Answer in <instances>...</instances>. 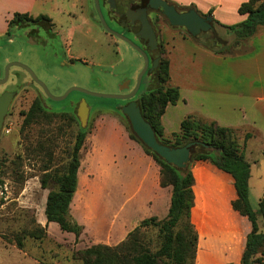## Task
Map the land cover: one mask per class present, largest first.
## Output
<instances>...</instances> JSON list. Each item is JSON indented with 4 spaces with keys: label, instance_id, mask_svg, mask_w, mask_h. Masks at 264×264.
<instances>
[{
    "label": "rangeland",
    "instance_id": "obj_1",
    "mask_svg": "<svg viewBox=\"0 0 264 264\" xmlns=\"http://www.w3.org/2000/svg\"><path fill=\"white\" fill-rule=\"evenodd\" d=\"M38 1L40 3L35 7L34 12L51 15L55 23L51 25L49 31L40 29L35 32L37 36L34 39L28 36V31L33 26L16 28L11 35H0V77L4 74L9 62L21 61L33 70L53 95L62 94L73 85L99 93H124L131 85L135 86L144 66L143 57L128 42L122 40L117 42L115 37L101 27L95 13L94 0ZM191 5L196 7L194 4ZM101 7L105 12L103 0H101ZM238 22L220 23L231 25ZM71 25L77 28L74 33L68 34ZM174 33L186 37L188 44L186 43L183 49L186 48L188 52L192 49L197 52L202 46L205 47L201 41L218 49L228 45L225 48L228 52L243 51L248 47L247 42L235 44L236 34L220 24H214L213 30L203 31L193 36L184 27H170L166 23L161 36V50L163 49L165 54L168 49L166 44L172 41L170 43L172 46L178 39L176 37L174 40L172 37ZM215 37L218 39L217 42ZM169 38L173 39L168 41ZM183 43L185 42L182 41L181 44ZM175 47L173 53L176 54V50L182 52L179 46ZM161 50L156 53H160ZM67 51L74 57H68ZM217 54L221 53L217 52ZM170 84L176 85L177 80ZM155 86L156 81L146 75L139 91ZM8 89H14L15 95L5 115L0 133V158L8 160L4 167L3 182L0 183V264H34L38 260L48 264H82L81 259L75 255V250L78 245L82 247L90 244V241L82 239L80 243L79 238L76 240L68 236L62 237L61 232H66L62 231L58 223L54 221L50 222V225L46 223L47 235L42 236L39 230H36L40 228L38 224L42 215L45 219L44 202L48 192L41 186L40 175L46 166L60 168L64 164V156L68 148L73 145L75 134L79 129L78 122L69 124L51 115L53 112L72 111L77 116L78 107L76 104L72 107V103L80 102L84 97L89 107H93L85 126L92 128L97 109L100 111L107 108H118L125 103V99L96 96L79 90H72L64 99L48 98L43 88L33 80L29 72L16 65L10 67L7 82L0 83V94ZM202 94H205L203 89ZM196 95H199L198 92ZM35 99L41 100L46 107L47 116L25 125L23 123L24 112L29 109ZM195 106L197 104L192 100L188 105L180 101L178 107H173L175 121L171 127L167 126L168 129H179L181 118L190 113H199L190 112ZM210 108L215 109L217 113L219 111L217 105ZM196 113L195 115L203 119ZM117 118L119 119L118 116ZM121 120L123 121L122 117ZM233 129L238 140L243 142L247 128ZM111 132L106 134L105 144L110 146L108 147L109 157L113 159L117 156L118 162L112 164L116 169L114 168L110 173L112 179H117L121 176L119 169L123 163H127L132 158L126 150L124 141L114 138ZM250 133L259 137L253 130ZM251 157L252 155H250L252 160ZM258 157L260 162L252 165L249 178V198L254 209L258 208L260 199H264V155L260 154ZM217 186L219 189L223 188L220 182ZM219 189L218 194L222 198H231L233 188L226 187L223 190L225 195ZM119 204L120 202L113 198L106 202L108 217L117 210ZM239 217L232 216L231 212L227 213L226 210H220L217 219L220 225L214 228L210 223L211 229L219 231L221 235L219 238L209 239L212 241L215 252L211 264H222L226 261L228 256L221 254L219 249L223 242L222 234L227 233L223 228L226 227V223L223 222L227 221L232 229L239 226L244 230L241 217ZM260 221L263 227L262 216H260ZM42 224L44 226L45 223ZM207 225H209L208 221ZM34 230L40 234V237L31 235L30 232ZM140 235L141 241H148V239L154 241L156 231L152 228H144ZM18 236L24 243L22 248H19L16 243ZM198 262L199 264L204 263L201 256L198 257ZM229 262L240 264L237 258L230 259L227 263Z\"/></svg>",
    "mask_w": 264,
    "mask_h": 264
},
{
    "label": "crops",
    "instance_id": "obj_2",
    "mask_svg": "<svg viewBox=\"0 0 264 264\" xmlns=\"http://www.w3.org/2000/svg\"><path fill=\"white\" fill-rule=\"evenodd\" d=\"M170 1L179 6L194 4L196 9L203 13L213 9L212 16L223 23L230 24L246 18V14H241L238 8L247 0ZM39 3L38 0H0V35L6 32L8 20L12 18L14 12L37 15L39 12H34V9ZM76 28L77 26L71 25L68 34L74 33ZM172 37L174 40L176 37L178 39L170 46L172 42L170 40L173 38H169L170 43L166 44L167 56L170 59V83L177 80L179 85L175 86L180 90V99L175 104H168L161 117L165 133L171 134L180 129L179 127L176 130H169L167 127H171L175 121L173 107H178L180 101L188 105L192 100L197 106L190 112L197 111L200 114L195 113L204 119L214 120L223 126L247 128V132L253 130L257 133L259 137L251 135L245 143V153L252 168L253 164L260 162L258 156L264 155V27L246 41L248 47L245 50L235 54H217L203 46L197 52L194 49L188 52L186 48L183 49V46L188 44L185 36L174 33ZM182 41L185 43L181 44ZM176 45L182 52L176 50V54L173 53ZM66 55L73 56L69 51ZM202 89L205 94H202ZM197 92L199 95H196ZM215 105L219 108L218 113L210 108ZM96 112L95 122L92 128H88L79 150L77 185L69 205L70 214L83 227L79 236L80 243L82 239L91 242L82 247L78 245L77 249L96 243L116 245L125 239L141 220L152 216L159 219L166 217L173 192L172 185L161 184V165L145 151L140 142L130 136L121 116L110 108L100 111L97 109ZM183 119H180V125ZM109 131H112L114 138L124 141L126 150L132 158L123 163L119 169L121 176L117 179L110 177L111 171L115 168L112 164L118 160L117 156L114 155L115 157L111 159L112 157L108 155L110 146L105 144V136ZM192 171L195 178L193 186L195 199L191 219L198 231L197 264L200 256L204 262L202 264H211L214 259L215 252L209 239L221 237L219 231L211 229V224L214 228L220 225L217 220L220 210L231 212L232 216L240 215L244 227V230L239 226L232 229L227 221L223 222L226 223V227L223 228L227 233L222 234L223 242L219 249L221 254L228 257L222 264L234 258L241 264L240 259L247 234L251 230V222L247 216L232 206V200L237 196L233 177L209 160L195 161ZM218 182L223 184L222 189L217 186ZM216 187L223 194L226 187L233 188L231 198H222ZM112 198L117 199L120 204L108 217L106 202ZM39 221L41 225L45 223V227L46 223L50 225L52 222H47L46 215L45 219L42 215ZM61 230L66 232H61L62 237L76 239L73 232Z\"/></svg>",
    "mask_w": 264,
    "mask_h": 264
},
{
    "label": "trees",
    "instance_id": "obj_3",
    "mask_svg": "<svg viewBox=\"0 0 264 264\" xmlns=\"http://www.w3.org/2000/svg\"><path fill=\"white\" fill-rule=\"evenodd\" d=\"M177 6L180 9L191 7L196 9L193 5ZM238 11L246 14V18L231 25L220 23L212 16V10L200 13L211 15L213 25L220 24L232 30L236 34L234 41L237 44L246 42L259 28L264 27V0H247L239 6ZM53 24L52 18L47 14L33 15L29 12L16 11L8 20L4 34L11 35L16 28L33 26L28 31V36L34 39L37 36L35 32L40 29L49 31ZM201 43L216 53L235 54V52L225 51L228 45L218 49L202 41ZM160 54V62L153 79L156 81V86L139 91L137 94L142 114L152 125L161 143L172 147L182 146L189 141L199 143L194 146L191 159L186 166L178 168L165 161L140 140L133 131L129 118L119 107L112 109L122 117L130 136L140 142L145 151L161 165V184L173 187L171 205L166 217L159 219L152 216L141 220L118 244L112 246L103 243L92 244L76 249L75 255L81 259L82 264H196L198 231L191 219L195 199L193 189L195 178L192 167L195 161L209 160L233 177L237 196L232 200V206L242 215L247 216L251 222V230L247 234L245 248L240 259L241 264H264V226L260 224V216L264 219V199H260L258 208L254 209L249 198L251 162L245 153V143L252 134L246 132L243 142H240L234 127L220 125L214 120L200 119L191 113L181 121L178 131L166 134L161 117L168 104H175L180 99V90L178 86L170 84L169 57L163 49ZM24 113L23 123L27 125L46 117L48 112L41 100L35 99ZM51 117L65 120L69 124L79 123L73 145L68 148L64 156V164L60 168L46 166L40 175L41 186L49 190L45 205L47 222H57L61 229L73 232L77 240L83 227L70 214L69 205L76 190L77 171L80 165L79 150L84 142L88 126H82L72 111L53 112ZM7 162V159L0 158V183L3 182L2 177ZM38 225L40 228L36 230H39L42 236L47 235L46 227L40 223ZM144 228H152L156 231L154 241L140 240L141 230ZM30 233L33 237H40L35 230ZM16 243L19 248L24 245L20 236ZM34 264L48 263L38 260Z\"/></svg>",
    "mask_w": 264,
    "mask_h": 264
},
{
    "label": "water",
    "instance_id": "obj_4",
    "mask_svg": "<svg viewBox=\"0 0 264 264\" xmlns=\"http://www.w3.org/2000/svg\"><path fill=\"white\" fill-rule=\"evenodd\" d=\"M94 3L103 27L107 31L116 34L118 37L128 42L143 57L144 60L143 69L141 70L137 78V82L134 88L130 92L99 93V92H92L85 88L73 85L67 88V90L63 94L53 95L49 91L47 85L36 76L33 70L28 65L22 63L21 61H11L6 65L3 77H0V83L3 84L8 80L10 67L16 65L28 71L31 77L33 78V80L36 81L43 88L46 95L55 100L66 98L72 90H79L86 94L102 96V97H110V98L130 99L134 97L141 86L144 74L151 72L155 67H157L160 61V56L150 61V56L145 48L134 42L126 35L112 29L108 25L101 10L100 0H94ZM149 5L159 10L164 15H166L171 25L183 26L193 36L198 35L203 31H209L214 29L212 16L202 15L193 7L180 11L178 10V8L174 3H169L167 0H150ZM139 28H140L139 30L140 34L142 35L143 44L153 48L156 43V37L151 24H149L148 21H145L144 24L139 25ZM215 39L217 42L218 39L216 37ZM150 62H151V66H150ZM14 95L15 92L8 90L0 94V133L5 119V115L8 112L9 105ZM119 108L129 118L133 131L147 147H149L151 150H153L155 153L161 156L165 161L174 164L178 168H182L186 166V164L191 159V154L194 149V146L199 143L198 141H189L182 146H176V147H172L167 144L161 143L158 140L152 125L143 116L141 107L138 104L137 99H131L128 102L121 105ZM89 111H90V107L87 103L86 98L83 97L78 104L77 113H76L77 116L79 117L82 126H85L86 124V121L89 117Z\"/></svg>",
    "mask_w": 264,
    "mask_h": 264
},
{
    "label": "flooded vegetation",
    "instance_id": "obj_5",
    "mask_svg": "<svg viewBox=\"0 0 264 264\" xmlns=\"http://www.w3.org/2000/svg\"><path fill=\"white\" fill-rule=\"evenodd\" d=\"M167 1L169 3H173L170 0H167ZM149 2H150V0H103V3L105 5V12H103L102 7H101V10H102V13H103L104 18H105L106 22L108 23V25L112 29L126 35L127 37L132 39L134 42H136L137 44H139L140 46L145 48L147 50L149 56H150V61H151L152 59H154L158 56H160V58H161L160 53H156V52L161 50V47H162L161 36L163 34L164 25L166 23L169 24L170 27H172L173 25L170 24V21L166 17V15H164L159 10L150 6ZM100 5H101V0H100ZM176 7L180 11L186 10V9H180L177 5H176ZM95 13L97 14V19L99 21V24L108 34L115 37L117 42H118V40H122L123 42H126L122 38L118 37L116 34L107 31L103 27V25L101 24V21L99 19V15H98V12L96 10V7H95ZM145 21H148L149 24H151V26L154 30V33H155L156 43H155L153 48L144 45L142 42V35L140 34V31H139L140 30L139 25L144 24ZM174 27L179 28V27H183V26H174ZM51 37H53V36H51ZM53 38H55V37H53ZM221 43L223 45V42H221ZM70 62H72V60H70ZM83 62L86 63L85 61H83ZM158 65H159V63H158ZM158 65H157V67H158ZM150 66H151V62H150ZM157 67H155L151 72L145 73L144 76L148 75L150 77V79L153 80L154 76H155V70L157 69ZM3 75L1 77H3ZM144 76H143V78H144ZM142 81H143V79H142ZM133 88L134 87L131 85L129 88H127V90L124 91V93L130 92ZM8 91L14 92V89H8ZM138 93H139V90H138L137 94ZM137 94L130 99H125V103L131 99H137ZM59 95H61V94H59ZM72 104H73L72 107L75 106L74 104H76L78 107L79 102H73ZM91 113H92V108H90L89 117H90Z\"/></svg>",
    "mask_w": 264,
    "mask_h": 264
}]
</instances>
